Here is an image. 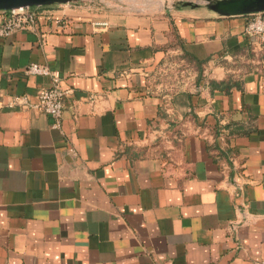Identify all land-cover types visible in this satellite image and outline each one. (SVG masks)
<instances>
[{
	"label": "crops",
	"instance_id": "obj_1",
	"mask_svg": "<svg viewBox=\"0 0 264 264\" xmlns=\"http://www.w3.org/2000/svg\"><path fill=\"white\" fill-rule=\"evenodd\" d=\"M46 8L36 31L0 36V264L263 258L264 46L248 16L173 0ZM31 62L68 89L59 127L32 106L51 81ZM15 94L31 105H8Z\"/></svg>",
	"mask_w": 264,
	"mask_h": 264
},
{
	"label": "built area",
	"instance_id": "obj_2",
	"mask_svg": "<svg viewBox=\"0 0 264 264\" xmlns=\"http://www.w3.org/2000/svg\"><path fill=\"white\" fill-rule=\"evenodd\" d=\"M5 16L0 23V36H8L19 29L36 31L37 19L49 13L46 6L19 7L3 11ZM244 32L256 37L259 43L264 46V11L256 12L248 16ZM25 71L31 74L47 75L50 78V85L37 92V101L33 107L47 113L52 117L53 127H59L63 111V99L68 89L60 84L59 71L51 69L45 64L31 62L25 67ZM10 106H30L27 95H13L8 102ZM254 264H264V257L255 259Z\"/></svg>",
	"mask_w": 264,
	"mask_h": 264
},
{
	"label": "water",
	"instance_id": "obj_3",
	"mask_svg": "<svg viewBox=\"0 0 264 264\" xmlns=\"http://www.w3.org/2000/svg\"><path fill=\"white\" fill-rule=\"evenodd\" d=\"M69 1L72 0H0V11L19 7L49 6ZM180 5L191 7L203 5L219 16H249L264 11V0H186Z\"/></svg>",
	"mask_w": 264,
	"mask_h": 264
},
{
	"label": "rangeland",
	"instance_id": "obj_4",
	"mask_svg": "<svg viewBox=\"0 0 264 264\" xmlns=\"http://www.w3.org/2000/svg\"><path fill=\"white\" fill-rule=\"evenodd\" d=\"M173 1H175L176 3H178V4H180L181 2H183V1H186V0H173ZM192 1H194V0H192ZM203 6V5H202ZM178 62H180L179 60H178ZM178 68H180V64L178 65ZM161 78V76H159V79Z\"/></svg>",
	"mask_w": 264,
	"mask_h": 264
}]
</instances>
